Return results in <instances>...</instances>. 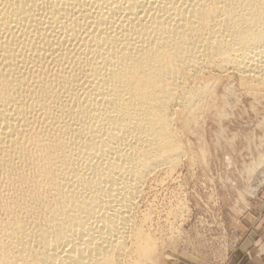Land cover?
<instances>
[{
    "label": "bare ground",
    "instance_id": "obj_1",
    "mask_svg": "<svg viewBox=\"0 0 264 264\" xmlns=\"http://www.w3.org/2000/svg\"><path fill=\"white\" fill-rule=\"evenodd\" d=\"M209 70L264 85V0H0V264L142 251Z\"/></svg>",
    "mask_w": 264,
    "mask_h": 264
},
{
    "label": "rangeland",
    "instance_id": "obj_2",
    "mask_svg": "<svg viewBox=\"0 0 264 264\" xmlns=\"http://www.w3.org/2000/svg\"><path fill=\"white\" fill-rule=\"evenodd\" d=\"M197 78L210 89L185 124L188 153L146 182L135 218L147 244L130 246L123 264H222L242 236L240 216L263 194L264 85L251 89L233 70Z\"/></svg>",
    "mask_w": 264,
    "mask_h": 264
},
{
    "label": "crops",
    "instance_id": "obj_3",
    "mask_svg": "<svg viewBox=\"0 0 264 264\" xmlns=\"http://www.w3.org/2000/svg\"><path fill=\"white\" fill-rule=\"evenodd\" d=\"M239 222L242 236L222 264H264V190Z\"/></svg>",
    "mask_w": 264,
    "mask_h": 264
}]
</instances>
